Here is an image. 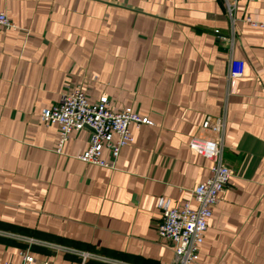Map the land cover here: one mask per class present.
<instances>
[{"label":"crops","instance_id":"obj_1","mask_svg":"<svg viewBox=\"0 0 264 264\" xmlns=\"http://www.w3.org/2000/svg\"><path fill=\"white\" fill-rule=\"evenodd\" d=\"M0 11L19 28L0 34V264L25 252L51 264H172L159 202L180 206L209 178L189 143L219 116L234 174L199 264H264V29L244 21H264V0H0ZM231 59L246 63L242 79L229 80ZM79 85L91 102L153 122L132 126L114 169L78 158L90 128L59 155V128L41 119Z\"/></svg>","mask_w":264,"mask_h":264},{"label":"built area","instance_id":"obj_2","mask_svg":"<svg viewBox=\"0 0 264 264\" xmlns=\"http://www.w3.org/2000/svg\"><path fill=\"white\" fill-rule=\"evenodd\" d=\"M227 10L232 16L235 4H228ZM244 21L249 26L264 29V21H256L250 17ZM18 29L6 12L0 11V34ZM245 68L244 61L231 59L229 80L242 79ZM41 119L46 124L58 126L59 138L55 152L59 155L63 154L72 134L90 128L92 136L89 147L78 158L85 163L109 169L115 168L122 149L133 143L132 126L153 125L150 119L141 118L129 110L114 112L106 97L98 102H91L81 85L64 92L57 104L42 110ZM225 130V116L205 119L199 132L191 139L189 147L211 163L209 178L198 184L192 190L190 199L180 206H173L170 201L163 199L159 202L162 220L157 227V233L173 247L172 264H199L208 220L224 200L229 181L234 174L223 156ZM104 149L108 150V161L102 158ZM84 255V258L89 257ZM22 264L51 263L41 262L25 252Z\"/></svg>","mask_w":264,"mask_h":264}]
</instances>
